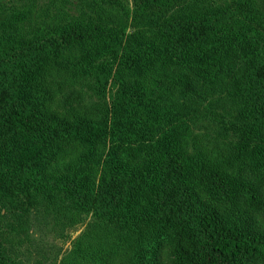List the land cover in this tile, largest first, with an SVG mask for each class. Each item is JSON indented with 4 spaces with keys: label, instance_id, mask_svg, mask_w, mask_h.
Wrapping results in <instances>:
<instances>
[{
    "label": "trees",
    "instance_id": "16d2710c",
    "mask_svg": "<svg viewBox=\"0 0 264 264\" xmlns=\"http://www.w3.org/2000/svg\"><path fill=\"white\" fill-rule=\"evenodd\" d=\"M29 1L0 0V264L50 262L32 217L85 225L63 264H264V0Z\"/></svg>",
    "mask_w": 264,
    "mask_h": 264
},
{
    "label": "rangeland",
    "instance_id": "374dc122",
    "mask_svg": "<svg viewBox=\"0 0 264 264\" xmlns=\"http://www.w3.org/2000/svg\"><path fill=\"white\" fill-rule=\"evenodd\" d=\"M2 5L6 4L9 8L15 7L18 5L21 8L28 6L30 4L29 0H1ZM36 2L37 6H44L49 0H33ZM62 0H59L58 4L62 5ZM69 5V3L65 4V6ZM72 11L73 15H77V11L75 7L68 6ZM40 10L36 9L33 12L30 11V15H32V19L37 20L40 15ZM130 19L128 20V24L130 23ZM130 34V31L127 32V36ZM109 90L107 92V100L111 99L113 94L114 86L111 82L108 86ZM43 221L37 219L36 217H32L31 220V230H25L24 233L29 234L28 238L31 240H26L25 245L22 247V251L30 249L32 252L31 257L41 258L39 256L38 251L40 250L43 254H46L49 257L50 262L52 264H63L64 258H67L72 249L73 241L77 239L81 233L83 232L85 225L80 223L73 228L67 229L65 232H53L51 228L45 226ZM22 233L20 236L22 237ZM33 238V239H32ZM57 257V260L54 257ZM32 258V260L34 259ZM47 262L45 264H48Z\"/></svg>",
    "mask_w": 264,
    "mask_h": 264
}]
</instances>
